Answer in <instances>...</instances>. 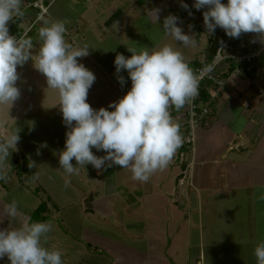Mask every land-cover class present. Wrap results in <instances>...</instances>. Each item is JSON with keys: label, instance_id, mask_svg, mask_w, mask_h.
I'll return each instance as SVG.
<instances>
[{"label": "crops", "instance_id": "0c3cea01", "mask_svg": "<svg viewBox=\"0 0 264 264\" xmlns=\"http://www.w3.org/2000/svg\"><path fill=\"white\" fill-rule=\"evenodd\" d=\"M32 1L21 0L22 14L9 22L10 33L29 28L36 14L27 7ZM183 2L188 10L180 0H56L44 20L64 21L65 40L90 48L78 62L95 74L87 102L99 109L131 87L126 71L119 75L127 82L118 83L113 63L117 53L130 57L128 49L139 52L168 44L181 51L189 66L209 62L225 33L217 29L205 34L203 9L193 8L194 0ZM170 14L179 18L178 26L193 36L195 46L185 47L165 35L163 20ZM43 21L26 37L33 43L32 61L39 52ZM32 61L17 72L29 69ZM91 61L95 67L89 66ZM28 72L36 76L34 70ZM26 86L35 96L36 87L30 81ZM58 103L51 109L60 111ZM34 106L14 101L0 108V141L14 133L19 137L2 164L0 228L24 221L51 223L41 244L59 250L63 264H256L253 250L264 239V104L248 80L230 77L225 93L210 104L206 125L195 130L193 150L182 157L178 148L168 167L147 182L133 179L118 165L100 171L91 164L77 166L74 159L77 171L67 175L59 154L69 129L59 115L46 121L60 126L54 132L46 124L43 132H32L37 125L31 118ZM13 110L18 116L10 117ZM174 114V122L186 120L181 110ZM13 201L18 215L4 216V206ZM0 264H10L7 256Z\"/></svg>", "mask_w": 264, "mask_h": 264}, {"label": "clouds", "instance_id": "9594fccd", "mask_svg": "<svg viewBox=\"0 0 264 264\" xmlns=\"http://www.w3.org/2000/svg\"><path fill=\"white\" fill-rule=\"evenodd\" d=\"M180 6L188 10L183 0ZM192 7L206 9L203 23L209 34L219 27L229 38L257 33L264 42V0H194ZM21 14V0H0V105H12L18 99L17 68L32 61L31 38L18 39L9 33V22ZM178 20L171 14L165 17L163 32L185 47L195 46L193 36L182 31ZM65 32L64 21L44 20L38 30L41 44L37 59L32 61L45 76L47 88L58 92L62 122L69 129L59 154L60 168L71 176L79 165L91 164L100 171L118 165L133 179L147 182L152 174L168 167L182 146L180 125L174 122L169 109L179 110L197 95L198 77L181 51L168 44L139 52L128 49L130 57L117 53L113 63L121 86L127 81L119 74L127 72L130 89L107 107L93 109L87 97L96 77L78 62V58L89 55L90 48L69 44ZM204 71L211 72L212 66ZM18 139L14 133L0 141V179L6 174L2 164L15 150ZM92 149L105 155L96 156ZM3 215H18L15 201L4 206ZM52 228L45 221H24L18 227L0 228V259L7 256L10 264H63L59 250L41 244V238ZM253 254L256 264H264V239L256 244Z\"/></svg>", "mask_w": 264, "mask_h": 264}, {"label": "built area", "instance_id": "2783aa9c", "mask_svg": "<svg viewBox=\"0 0 264 264\" xmlns=\"http://www.w3.org/2000/svg\"><path fill=\"white\" fill-rule=\"evenodd\" d=\"M56 0H33L27 7L36 11L29 28L19 34L10 33L18 39L26 38L29 33L49 15ZM218 46V44H217ZM215 48L209 63L204 67L189 66L198 77V93L185 107L179 109L186 120L180 125L182 135V157L193 150L196 142L195 130L206 125L210 104L220 99L229 86V79L235 76L248 80L254 94L264 104V42L257 33H242L238 39L224 36L219 48ZM212 66L211 72L204 69ZM126 93L122 92V96ZM173 118L175 108L169 109ZM184 180L181 181V185Z\"/></svg>", "mask_w": 264, "mask_h": 264}, {"label": "rangeland", "instance_id": "374dc122", "mask_svg": "<svg viewBox=\"0 0 264 264\" xmlns=\"http://www.w3.org/2000/svg\"><path fill=\"white\" fill-rule=\"evenodd\" d=\"M205 32V34L207 33V29L204 28L203 29ZM203 33V36H206ZM38 53L35 54V56L37 57ZM34 60V59H33ZM36 60V59H35ZM35 62V61H33ZM90 67H95V63L94 62H88ZM29 69H24V71L21 72V69H19L18 73L20 76V79L17 81V85L20 84V87H24V90L20 91V95L18 97L17 102H20L21 106L26 105L27 103H31V106L33 104H35L34 108H31V114L33 120H35L34 122L37 123V125H35L36 129H33V131L40 133L43 132L40 129H42L43 127H45V124L47 125V122H50L52 119H56L57 116L59 117V115L61 116V113L58 110H54L51 109L52 106H55V104H57L59 102V96H58V92L54 89L51 88H47V82H46V78L45 76L40 73L38 70H36L33 67V64L28 67ZM35 71L36 72V76H29V72L28 71ZM28 76L30 77L28 79ZM30 81V84L32 83V85L34 87H36V93L35 96L31 95L30 92L27 90V82ZM26 86V87H25ZM36 101V103L34 102ZM8 107L7 104L5 105H0L1 109H6ZM14 116H18L17 112L15 114V110L10 112V117H14ZM48 126V131L49 132H54L55 130H57V128H59V125H56L54 122H51L50 125Z\"/></svg>", "mask_w": 264, "mask_h": 264}, {"label": "trees", "instance_id": "16d2710c", "mask_svg": "<svg viewBox=\"0 0 264 264\" xmlns=\"http://www.w3.org/2000/svg\"><path fill=\"white\" fill-rule=\"evenodd\" d=\"M223 2H226V0H223ZM204 11H206V9H203L202 14H203ZM217 29L220 30L219 27L216 28V30H217ZM216 30H215V31H216ZM221 31H222V30H221ZM221 34H223V33H221ZM211 42H212V41H211ZM213 53H214V48H213V50H212V52H211V56L213 55ZM211 58H212V57H211ZM211 58H209L208 61H210ZM208 63H209V62H206V63L200 64L199 66L204 67V66L207 65ZM43 210H44V206L42 205V206L40 207V209H38V211L34 214V220H37V219H38V216L40 215V213H41ZM35 216H36V217H35Z\"/></svg>", "mask_w": 264, "mask_h": 264}, {"label": "water", "instance_id": "95a60500", "mask_svg": "<svg viewBox=\"0 0 264 264\" xmlns=\"http://www.w3.org/2000/svg\"><path fill=\"white\" fill-rule=\"evenodd\" d=\"M221 39H222V36H220V40H219V42H218V46H217V48H219V46H220Z\"/></svg>", "mask_w": 264, "mask_h": 264}, {"label": "flooded vegetation", "instance_id": "af4514ba", "mask_svg": "<svg viewBox=\"0 0 264 264\" xmlns=\"http://www.w3.org/2000/svg\"><path fill=\"white\" fill-rule=\"evenodd\" d=\"M219 40H220V38H219Z\"/></svg>", "mask_w": 264, "mask_h": 264}]
</instances>
